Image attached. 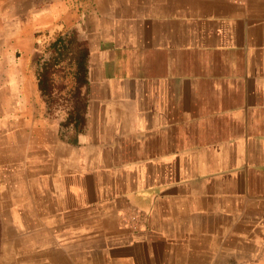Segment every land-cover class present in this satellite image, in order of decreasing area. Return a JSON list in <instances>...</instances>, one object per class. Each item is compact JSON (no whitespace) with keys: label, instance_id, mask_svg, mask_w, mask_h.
I'll use <instances>...</instances> for the list:
<instances>
[{"label":"crops","instance_id":"crops-1","mask_svg":"<svg viewBox=\"0 0 264 264\" xmlns=\"http://www.w3.org/2000/svg\"><path fill=\"white\" fill-rule=\"evenodd\" d=\"M68 31L89 50L78 134L38 86L37 48ZM6 184L32 264L264 257V0H0Z\"/></svg>","mask_w":264,"mask_h":264},{"label":"trees","instance_id":"trees-1","mask_svg":"<svg viewBox=\"0 0 264 264\" xmlns=\"http://www.w3.org/2000/svg\"><path fill=\"white\" fill-rule=\"evenodd\" d=\"M88 62L89 50L74 31L58 34L49 46V55L39 62L40 92L50 110H66L61 125L75 134L86 125Z\"/></svg>","mask_w":264,"mask_h":264},{"label":"rangeland","instance_id":"rangeland-1","mask_svg":"<svg viewBox=\"0 0 264 264\" xmlns=\"http://www.w3.org/2000/svg\"><path fill=\"white\" fill-rule=\"evenodd\" d=\"M58 35H54L49 42H41L36 50V60L39 63L44 57L49 55V46ZM50 115L54 118L61 117L66 112L65 109L55 108L49 109ZM12 186L5 185L1 188L2 202L0 201V264H32V224L25 223L24 225H14L12 218L14 211L11 210ZM5 199V200H4ZM4 202V203H3ZM2 206L4 208L2 209ZM26 220L25 222H27ZM228 264H264V257L257 259H230Z\"/></svg>","mask_w":264,"mask_h":264},{"label":"built area","instance_id":"built-area-1","mask_svg":"<svg viewBox=\"0 0 264 264\" xmlns=\"http://www.w3.org/2000/svg\"><path fill=\"white\" fill-rule=\"evenodd\" d=\"M243 1V0H237ZM49 42L46 38L43 39V42ZM144 214L141 211H134L130 213L125 219L124 222L132 229H139L144 221Z\"/></svg>","mask_w":264,"mask_h":264}]
</instances>
